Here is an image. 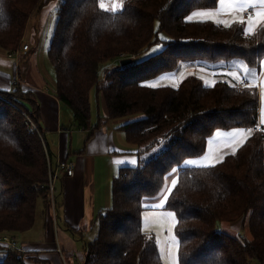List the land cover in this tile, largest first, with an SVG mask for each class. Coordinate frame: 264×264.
Masks as SVG:
<instances>
[{"label":"trees","instance_id":"trees-1","mask_svg":"<svg viewBox=\"0 0 264 264\" xmlns=\"http://www.w3.org/2000/svg\"><path fill=\"white\" fill-rule=\"evenodd\" d=\"M54 1L0 0V48L16 51L34 11ZM100 1L57 0L48 47L55 94L70 107L77 125L92 129L94 91L107 110V116L99 114L100 121L123 119L119 128L137 146L136 163L122 165L113 177L112 204L97 214L98 231L85 245L82 264H164L155 237L143 229L142 213L144 200L161 192L173 168H178L177 184L164 208L176 215L179 264H249L251 258L264 264L259 90L253 78L247 76L250 84L238 86L226 72L237 68L235 60L258 74L262 71L264 23L247 32L239 20L225 26L213 19H187L215 9L219 0H123L115 11L101 9ZM159 42L160 51L136 60ZM123 54L131 61L123 64ZM184 63L218 77L214 86L197 73L186 75L177 86H150L152 79ZM0 93L14 95L20 108L35 117L37 105L30 92L19 87ZM234 128L252 129L235 154H226L214 167L185 164L206 152L216 130ZM54 155L45 137L28 130L19 111L0 99V236L34 226L38 200L48 203L44 185L48 158ZM235 221L241 225L237 234L221 228ZM0 251V264L37 260L29 251L6 244L0 243Z\"/></svg>","mask_w":264,"mask_h":264},{"label":"crops","instance_id":"crops-1","mask_svg":"<svg viewBox=\"0 0 264 264\" xmlns=\"http://www.w3.org/2000/svg\"><path fill=\"white\" fill-rule=\"evenodd\" d=\"M253 2L254 0H224V3L221 4L219 0L215 9L197 12L211 11L214 20L220 21L219 24L223 25H225L223 21H227L229 24L243 17L247 31V16H244L243 12L249 10L250 15H255V12L261 9L257 5L256 8L247 7L241 10L239 4H251ZM38 11L42 12L41 10ZM259 26L254 25L251 32ZM30 45L29 51L25 53L10 54L0 50V90H10L17 84L23 91L31 93L32 100L37 105L35 120L40 125L49 148L55 154L52 160L54 162L57 159L72 161L74 172L72 175L61 173L56 182L57 211L60 213V220L58 219V212L54 216L47 203L43 211L44 216H42L44 217L42 225L46 231L45 240L41 243H35L36 241H32L31 237L26 236L21 248L32 253V257L37 259H30L27 264L30 262L65 264L68 262V257L77 260L81 255L82 261L80 262L82 263L85 247L81 251L78 250L75 239L76 232L80 229H92L95 226L97 214L109 207V189L104 188L105 184L109 185L111 173L115 170L118 172L122 165L134 164L133 161L136 163V149L128 145L130 143L126 140L124 131L119 128L123 119H102L100 121L99 114L104 117L107 116L104 102L102 104L103 110L101 111L98 105L93 114L92 129L86 130L79 127L73 112L67 110L55 94V77L49 74L45 64L37 65L36 47L32 42ZM15 55L20 57L19 64L16 61L14 64L10 63L6 59V57ZM27 58L31 59V64L25 67L22 64V59ZM241 69L240 75L237 74L234 76L235 78L248 79L249 77L253 78L252 81L261 82L260 110L264 90V63L259 74L244 66H241ZM96 102L99 104L97 97ZM261 113L262 111L259 113V125L264 126L262 123L264 122L263 114ZM238 129H243L244 134L248 137L251 134L244 128H235L227 135L213 134L214 136L212 135L208 140L206 152L202 156L194 158L197 160H193V164L186 165L202 166L209 161L215 162L222 156L224 158L226 154L231 153L232 145L238 139ZM228 225L232 228L230 230L235 232L234 234H237L241 229L239 221L224 224L221 228L226 230ZM13 237L16 239V234Z\"/></svg>","mask_w":264,"mask_h":264},{"label":"rangeland","instance_id":"rangeland-1","mask_svg":"<svg viewBox=\"0 0 264 264\" xmlns=\"http://www.w3.org/2000/svg\"><path fill=\"white\" fill-rule=\"evenodd\" d=\"M57 1V0H56ZM52 2V3H48L47 5H45V7H47L48 9L46 10V8L44 7V5L38 7L36 9V11H34V13L31 15V17L28 20V24H27V28L24 34L23 39L21 40V43L19 45V48L14 51L16 53H20V49H21V45L23 43L26 42H32L34 44V46L36 47V62L38 66H42V63L46 65L48 72L50 75L54 76V67L51 63V61L48 58V47L50 45L51 42V37H52V33H53V29H54V25L57 19V8L59 3L58 2ZM122 1L123 0H101V2L104 3L105 8L106 9H111L113 7V4H115L116 10H119L122 6ZM42 7V9H40ZM41 10L42 12L38 11ZM44 10V12H43ZM211 11H202V12H195L193 13L191 16L194 19H205L202 15H200L201 13H208ZM214 20V19H213ZM161 36L163 37H167V35L165 34H161ZM29 40V41H28ZM29 42V44H30ZM157 46H159L157 51H153V49H157ZM31 47V45H30ZM163 48V44L162 42H159L157 44L152 45L150 48L144 50L143 52H141L140 54H138L136 56V60H140V59H144L158 51H160ZM0 50H2L0 48ZM29 51V50H28ZM27 51V52H28ZM13 53V52H12ZM126 57L125 54L122 55V58ZM19 55H15L13 57H6L7 60H9L10 63H13L16 61L19 64ZM118 63L117 61H114L112 63H107V64H103L101 66V69L103 70L104 68H106L107 66H114ZM234 63L237 65L235 70L232 71H226L227 73H235L236 75H240L242 69L241 66H244L245 68L248 69L247 65L240 60H235ZM22 64L23 66L27 67L30 66L31 64V59L27 58V59H22ZM195 68L194 67H190L187 63L182 64V67H180V69H178L177 71H173V72H168L165 74H162L160 76H158L157 78H154L150 81V84H155L157 85H162V84H169L172 86H177L179 84V82L188 74L191 73H197L200 76H202L207 82H212L215 81L218 77H214L213 74H204L200 71H194ZM221 71V69L219 70ZM217 72V71H216ZM215 72V73H216ZM16 88H19V86L17 84H15L14 87H12V89L15 91ZM263 89H264V82H263ZM258 90H259V94L262 93L261 90V82H259L258 84ZM17 92V91H16ZM263 101L260 105V110L259 113L262 111L261 114L263 119H264V90H263ZM14 95H7V94H3L0 93V99H3L5 101H8L9 103H11L12 107L16 108V110L19 111V114L21 115V117L23 118V121L25 122L27 117L29 116L31 119L35 120V117H33L31 115V113L29 111L26 110V108H20V104L15 101L14 99H12ZM91 102H92V106H93V114L95 113L98 105L100 110H103V102L104 100L100 99L99 104L96 102V96H95V92H92L91 95ZM25 106L28 109H33L32 103L29 101H25ZM64 107L67 110H70L72 112V110L70 109L69 106L64 104ZM28 115V116H27ZM25 125L27 126V124L25 123ZM28 130L29 127L27 126ZM234 129H230V130H216V132L214 133V135L217 134H224L227 135L230 132L234 131ZM32 131V130H30ZM213 135V136H214ZM129 146H132L133 148L137 149V146L134 144H128ZM165 143L161 144V148L165 147ZM193 160H197V159H189L188 161H193ZM177 171L175 174H172V170L171 172L167 175L166 180H165V184L161 190V192L155 197V198H147L144 200V211L142 213V225H143V229L145 232L152 234L157 242V246H158V250L159 253L162 257V260L164 262V264H173V257H175V264H179V240L178 237L176 235L175 232V225H176V215L175 213L170 210V209H166L163 207H149L148 205H159L160 203V199L162 198L161 193L163 192V190L165 188H173L172 186V180L175 179L177 181L178 178V168H176ZM117 170H115V172L111 173L110 175V182L109 185L105 184V189L108 188L109 189V204L108 206H111L112 204V199H111V186H112V178L113 175L116 174ZM165 195H168L169 193H164ZM45 208V204L43 202V199H39L38 200V205H37V216H36V222L34 224V226L27 230V231H22V232H17L16 234V240L18 242V245L22 246L26 236L28 238L31 237L32 241H36L35 243H41L45 240V235H46V231L44 229V226L42 225L43 221L42 219H44L43 215V211ZM58 212V211H57ZM174 213V218L170 217L167 215V213ZM58 219L60 220L61 216L60 213L58 212ZM95 226L92 229H80L77 230L76 235H75V239L77 240V246H78V250L81 251L86 243H88L89 241H91L97 234L98 231V221L95 220ZM231 227H229V225L226 228V231L229 233L234 234L235 232ZM12 235V232H4L2 235ZM14 234V235H15ZM33 242V243H34ZM26 245V244H25ZM31 254L32 253H28ZM4 257V252L0 251V259H2ZM68 257V256H67ZM29 261V260H28ZM67 261V260H65ZM75 259L73 258H69L68 257V264H73L75 263ZM77 261H82V255L79 256L77 258ZM30 264H36L30 262ZM41 264H44L41 262ZM249 264H259L258 259L256 258H251Z\"/></svg>","mask_w":264,"mask_h":264},{"label":"built area","instance_id":"built-area-1","mask_svg":"<svg viewBox=\"0 0 264 264\" xmlns=\"http://www.w3.org/2000/svg\"><path fill=\"white\" fill-rule=\"evenodd\" d=\"M243 15L244 16L250 15V11L245 10L243 12ZM29 49H30V44H29V42H26V43H23L21 45L20 52L25 53ZM13 53H16V52H13ZM253 83H255L257 86L259 84L258 80L253 82ZM248 84H250V83L245 78L241 77V78L237 79V85L238 86H246ZM25 123L27 124V126L29 127L30 130L37 132L38 135L40 136V138L44 139V134L42 133L38 124L33 119H31L28 116ZM258 127H261V125H258ZM244 129L246 131H248V129H251V128H244ZM73 172H74V163L72 161L57 159L54 162L52 159L48 158V179H47V182L45 183L44 187L48 192V206L51 209L54 216L57 213V203H58L57 194H56V190H57L56 189V182L60 178L61 173H64L65 175H72ZM0 243L6 244V245L11 246V247L21 248V246L18 245L17 240L13 236L6 235V234L0 236ZM59 251L61 252V249H59ZM65 264H68V263H65ZM73 264H82V263L80 261L76 260L75 263H73Z\"/></svg>","mask_w":264,"mask_h":264},{"label":"snow or ice","instance_id":"snow-or-ice-1","mask_svg":"<svg viewBox=\"0 0 264 264\" xmlns=\"http://www.w3.org/2000/svg\"><path fill=\"white\" fill-rule=\"evenodd\" d=\"M220 3L223 4L224 3V0H220ZM257 5L260 6V9L259 11H256L255 12V15H248L247 16V32H251L252 29H253V26L254 25H261L262 23H264V0H254L253 3L249 4V3H240L239 4V7L241 10L247 8V7H252V8H256ZM100 8L101 9H105L106 11H115L116 10V7H115V4H113V7L111 9H106L105 8V5L103 2L100 3ZM200 15H202L206 20H211V19H214L212 13L208 12V13H201ZM187 19L189 21L192 20V16H188ZM218 23L220 21H217ZM233 22H236V21H233ZM241 25L245 24V19L243 17H241L238 21ZM223 23H225V26H230V24H228L227 21H223ZM159 48V46H157V49H153V51H157ZM247 72V69L245 70ZM227 75L229 76H236L235 73H227ZM237 79L239 77H236ZM215 84V81H213V86ZM151 87H156L155 84H152L150 85ZM250 87V86H249ZM264 123V122H262ZM238 132V139L234 142V144L232 145V148H231V154H235V151L237 149V147L239 146H242L243 143L248 139V136H246L244 134V130L243 129H238L237 130ZM248 133L250 134L251 133V129H248ZM223 161V156L219 159V160H216L215 162L213 161H209L207 164L205 165H202L203 167H214L215 166V163H221ZM133 163H135V161H133ZM194 161H186L185 164H193ZM177 171L176 168H173L172 169V174H175ZM177 184V181L175 179L172 180V186L175 187ZM172 191V188H165L163 190V192L161 193V196L162 198L160 199V203L159 205H148L149 207H163L166 202L168 201V195H165L164 193H171ZM168 216L170 217H173L174 218V213H167ZM173 264H175V257H173Z\"/></svg>","mask_w":264,"mask_h":264},{"label":"water","instance_id":"water-1","mask_svg":"<svg viewBox=\"0 0 264 264\" xmlns=\"http://www.w3.org/2000/svg\"><path fill=\"white\" fill-rule=\"evenodd\" d=\"M129 61H131V58H124V59L122 60V63L124 64V63H127V62H129Z\"/></svg>","mask_w":264,"mask_h":264}]
</instances>
